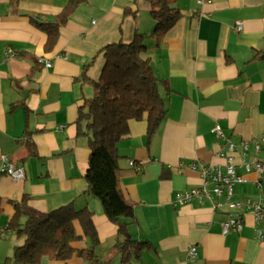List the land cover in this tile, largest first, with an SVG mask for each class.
<instances>
[{"label": "crops", "instance_id": "1", "mask_svg": "<svg viewBox=\"0 0 264 264\" xmlns=\"http://www.w3.org/2000/svg\"><path fill=\"white\" fill-rule=\"evenodd\" d=\"M65 0H0V155L10 159L26 137L37 155L22 161L24 177L0 173V229L13 216V201L24 195L41 211L72 204L92 213L105 264H120L114 244L122 239L117 225L104 214L100 200L87 191L84 172L89 135L78 129V108L94 94L106 44L130 41L137 30L149 33L154 20L147 0H84L60 27L50 50L46 33L30 15L52 18ZM179 11L175 24L157 41L146 39V53L161 92L165 116L150 137L145 119H131L128 134L117 143V188L132 205L128 234L148 243L133 264H184L189 244L197 255L191 264H264V241L255 236L250 209H231L223 197L197 199L172 206L174 194L201 184L195 161L223 164L224 141L212 128L218 124L236 147L237 171L243 180L234 197L264 200V170L258 177L242 160H264V0H172ZM241 29H236L235 21ZM7 48L12 54L4 57ZM51 65L46 67L44 61ZM82 128H84L82 126ZM248 142L242 152L241 143ZM133 160L136 169L129 164ZM160 165V169H155ZM167 174V175H165ZM242 213L243 226L223 234L220 222ZM74 227L80 233L78 221ZM0 236V264L14 263L13 247L21 237L8 230ZM76 247L86 245L78 240ZM31 264V263H27ZM33 264V263H32ZM37 264H89L72 255L66 260L43 258Z\"/></svg>", "mask_w": 264, "mask_h": 264}, {"label": "trees", "instance_id": "2", "mask_svg": "<svg viewBox=\"0 0 264 264\" xmlns=\"http://www.w3.org/2000/svg\"><path fill=\"white\" fill-rule=\"evenodd\" d=\"M83 1L65 0L62 9L52 18L29 16L30 21L46 33L45 50L53 48L60 27ZM147 1L154 20L152 30L149 33L136 30L130 41L119 40L101 48L103 65L99 77L91 80L94 94L84 98L76 119L78 129L89 135L90 152L84 172L87 191L100 200L106 217L117 225L122 239L114 244V248L120 254V264H133L148 243L133 239L127 232L134 212L117 188V143L128 134L129 120L145 119L146 136L150 138L165 116L166 103L161 92L165 82L156 77L149 57L144 55L146 39L158 41L180 14L172 0ZM258 57H264V53L257 52L252 59ZM18 144L20 147L11 160L22 161L37 155L31 138L18 140ZM12 204L14 213L7 229L16 237H23V241L13 247L14 263L37 264L43 258L66 260L75 254L89 264H105L96 254L99 239L92 213L87 208L78 209L66 204L41 211L29 204L27 195ZM74 221H78L80 233L75 229ZM83 238L86 245L76 247L74 243ZM8 262L7 258L6 264Z\"/></svg>", "mask_w": 264, "mask_h": 264}, {"label": "built area", "instance_id": "3", "mask_svg": "<svg viewBox=\"0 0 264 264\" xmlns=\"http://www.w3.org/2000/svg\"><path fill=\"white\" fill-rule=\"evenodd\" d=\"M206 0H197L198 3H203ZM236 29H241L240 21H235ZM12 54V49L7 48L4 57ZM46 67L50 66L49 60L44 61ZM217 137L224 141V150L219 151L218 154L224 158L223 164L206 163L203 161H195L189 163L187 166L199 172L201 176V184L193 186L188 189L177 191L172 200V206H179L197 199L203 203L204 199L213 200L215 197H223L224 202L231 209H250L254 215L257 223L264 225V200H250L249 198L239 199L234 197V186L243 180L241 173L237 171V164L234 162L233 152L236 151L235 144L227 138L221 127L215 124L212 128ZM264 140V130L260 137L254 139L253 145L256 152L260 150V141ZM242 152L248 149V142L241 143ZM129 164L136 169L133 160H129ZM242 166L246 171H255L258 177L264 170V160L254 158L251 161L242 160ZM0 173L10 176L14 180H20L24 177V170L20 163L15 162L9 158L6 153L0 155ZM243 226L242 213H231L229 216L220 222V230L223 234L228 232L238 233ZM7 228L0 229V236L4 237L8 234ZM255 236L258 240L264 241V227H257L255 229ZM197 255V248L195 244H189L187 247V255L184 264H191Z\"/></svg>", "mask_w": 264, "mask_h": 264}, {"label": "water", "instance_id": "4", "mask_svg": "<svg viewBox=\"0 0 264 264\" xmlns=\"http://www.w3.org/2000/svg\"><path fill=\"white\" fill-rule=\"evenodd\" d=\"M153 170H158L159 171V169H160V165H156V167H155V169L154 168H152Z\"/></svg>", "mask_w": 264, "mask_h": 264}, {"label": "rangeland", "instance_id": "5", "mask_svg": "<svg viewBox=\"0 0 264 264\" xmlns=\"http://www.w3.org/2000/svg\"><path fill=\"white\" fill-rule=\"evenodd\" d=\"M22 241H23V237H21V239L18 241V243H21ZM18 243H17V244H18Z\"/></svg>", "mask_w": 264, "mask_h": 264}]
</instances>
